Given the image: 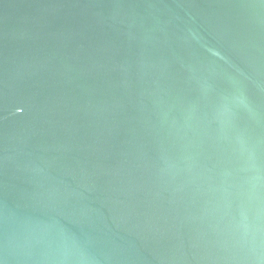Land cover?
<instances>
[{
    "label": "water",
    "instance_id": "95a60500",
    "mask_svg": "<svg viewBox=\"0 0 264 264\" xmlns=\"http://www.w3.org/2000/svg\"><path fill=\"white\" fill-rule=\"evenodd\" d=\"M0 264H264V0H0Z\"/></svg>",
    "mask_w": 264,
    "mask_h": 264
}]
</instances>
